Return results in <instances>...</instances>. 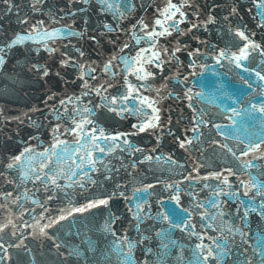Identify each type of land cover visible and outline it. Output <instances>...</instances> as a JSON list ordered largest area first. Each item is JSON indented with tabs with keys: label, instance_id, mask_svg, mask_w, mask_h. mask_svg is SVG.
<instances>
[{
	"label": "snow or ice",
	"instance_id": "1",
	"mask_svg": "<svg viewBox=\"0 0 264 264\" xmlns=\"http://www.w3.org/2000/svg\"><path fill=\"white\" fill-rule=\"evenodd\" d=\"M172 8H175V5H172L171 3L169 4V9H166L165 11H169L170 9H172ZM176 11H179V9L177 8L176 9ZM173 15H175V13H173ZM168 19H171V16H169L168 17ZM156 23H157V25H159V24H161V21L160 20H157L156 21ZM163 34H165V33H160V35H163ZM239 35L243 38V36H244V34L243 33H239ZM31 37H17L16 38V40H14L12 43L13 44H18V43H20V42H22L23 40H26V39H30ZM9 47H11V45H9ZM221 55H223V53L221 54ZM243 56H244V50L242 49L241 50V56L240 57H238V59H242L243 58ZM0 62H2V60H0ZM145 77H143V76H141L140 77V79H144ZM145 103H147V101L145 100L144 101ZM63 103V102H62ZM149 107H151V104H149L148 105ZM155 125L154 124H152V123H149V124H147V125H145V126H143V127H141V131H143L144 129H145V127H154ZM77 127H81V126H77ZM113 139H117L116 137H113ZM19 159V157H17V160ZM9 167H11V165H9ZM100 203L101 204H105V203H107V201H100ZM94 205H88V207H93ZM79 211H83V209H79Z\"/></svg>",
	"mask_w": 264,
	"mask_h": 264
}]
</instances>
